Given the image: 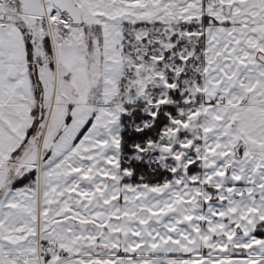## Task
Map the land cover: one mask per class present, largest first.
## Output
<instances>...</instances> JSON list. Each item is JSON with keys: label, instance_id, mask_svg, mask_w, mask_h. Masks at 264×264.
Segmentation results:
<instances>
[{"label": "snow or ice", "instance_id": "6c2138e0", "mask_svg": "<svg viewBox=\"0 0 264 264\" xmlns=\"http://www.w3.org/2000/svg\"><path fill=\"white\" fill-rule=\"evenodd\" d=\"M0 264H264V0H0Z\"/></svg>", "mask_w": 264, "mask_h": 264}]
</instances>
